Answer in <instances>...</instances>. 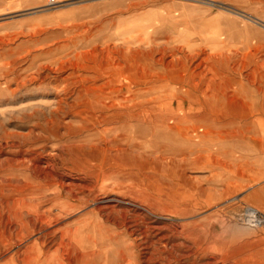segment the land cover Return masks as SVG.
<instances>
[{"label":"rangeland","instance_id":"obj_1","mask_svg":"<svg viewBox=\"0 0 264 264\" xmlns=\"http://www.w3.org/2000/svg\"><path fill=\"white\" fill-rule=\"evenodd\" d=\"M38 1L36 8L3 9L0 16V84L4 75L21 77L11 85L14 90L21 80L39 77L63 59L93 63L114 57L108 45H115L114 35L116 39L129 35L127 28L133 29L135 16L145 28L155 23L157 28L170 29V34L159 36L161 40L209 54H232L227 47L237 43L239 53L247 55L251 48L246 46L255 42L260 69L255 70L245 58L240 64H228V69L240 65L243 81L256 72L254 85L264 84V0H207L213 6L193 0H59L62 5L53 10L43 9L47 0ZM234 13L258 18L263 26ZM150 33L147 30L145 35ZM221 65L226 66L187 63L186 73L202 74ZM263 91L258 97L260 110ZM19 92L20 99L30 91L21 88ZM4 93L0 90V264H264V229L245 219L248 209L264 214V174L260 175L264 149L248 140L257 128L242 143L219 139L210 146L201 144L187 158V167L178 157L172 179L158 171L147 172L162 179L164 190L133 167H113L109 172L123 171L129 178L114 184H104L101 175L97 178L86 169L72 178L52 179L44 159L71 167L73 155L68 148L74 142L43 135L46 119L13 111ZM39 94L37 90L30 93ZM72 121L65 118L68 128ZM260 125L262 130L264 122ZM32 130L36 135L24 138ZM150 134L149 130L143 142L151 139ZM159 143L171 144L168 139ZM18 200L55 218L54 224L27 211L15 218L12 210ZM62 204L83 209L64 211ZM86 219V224L104 227L105 250L100 249L103 241L98 233L91 240L89 235L72 234Z\"/></svg>","mask_w":264,"mask_h":264},{"label":"bare ground","instance_id":"obj_2","mask_svg":"<svg viewBox=\"0 0 264 264\" xmlns=\"http://www.w3.org/2000/svg\"><path fill=\"white\" fill-rule=\"evenodd\" d=\"M193 1L214 4L207 0ZM234 14L252 24L263 23L252 16ZM133 19L135 23L130 25L133 29L127 28L129 35L124 36V39H116L118 36L114 35L112 40L116 42L115 45H108L107 51L114 55L112 58L93 63L63 59L54 62L52 68L44 69L37 78L21 80L19 88L15 90L11 85L21 77L14 79L12 75L2 76L4 82L0 84V90L5 92L7 101L15 107L13 111L31 116L41 114L46 119L43 135L67 137L74 142L68 148L69 155H73L71 167H68L70 164L52 161L50 157L44 159L46 172L52 179L72 178V174L85 172L86 169L94 171L97 178L101 175L104 184H114L119 179L129 178L123 171L109 172L113 167H133L143 172V176L153 185L156 183L161 190L164 188L162 179L151 177L147 172H159L161 176L172 179L177 173L178 157L182 159L184 167L189 166L187 158L194 155L201 144L210 146L219 139H232L236 143L255 128L258 131L249 138H264V128L261 130L260 125L261 121L264 122V113H260L264 111V103L260 110L258 101L264 84H260L261 88L254 85L256 72L246 82L243 81L240 65L228 69V64H240L241 59L245 58L256 70L259 57L255 42L246 46L251 48L244 53L247 55L239 53L237 43L227 47L231 48L232 54H209L205 49L196 51L193 50L194 46L192 48L185 44L180 47L172 40H161L159 36L170 34V29L157 28L155 23L145 28L140 17L135 16ZM138 23L141 26H137ZM147 30H152V33L145 35ZM195 62L226 66H216L218 69L211 66L209 72L188 75L186 64ZM21 88L30 92L19 99ZM35 89L41 94L33 97L30 93ZM67 116L74 120L68 125L69 128L65 123ZM149 130L151 139L143 142L149 136ZM35 135L32 130L24 138ZM161 139H168L171 144L160 145ZM260 149H264V145L260 144ZM61 167L67 168L62 172ZM33 207L18 200L12 211L15 218L23 217L27 211L45 223L50 221L48 224H54L55 218H47L36 206ZM63 207H66L64 211L83 209L70 204H64ZM253 209L250 211H258ZM86 222L87 219L82 220L77 229L71 231L72 234L89 235L91 240V235L98 233L103 241L100 249L105 250L104 227L99 223L94 225Z\"/></svg>","mask_w":264,"mask_h":264},{"label":"crops","instance_id":"obj_3","mask_svg":"<svg viewBox=\"0 0 264 264\" xmlns=\"http://www.w3.org/2000/svg\"><path fill=\"white\" fill-rule=\"evenodd\" d=\"M38 4H39V1L37 2V0H7V3L4 4L1 2V4H0V16L4 15V13L2 12L4 10L6 12H8L9 10L13 9L14 12H20V11L25 10L27 8H31V9L36 8L35 6H37ZM44 19H46V18H44ZM47 19L49 20L50 18H47ZM248 140H250V142H252L254 144H257V147H259V148H260V144L264 143V138H262V136L255 137V138L252 137V138H249ZM237 142L242 143L243 139L239 140ZM261 162H262L261 166L263 167V170H262L263 172L260 175H263L264 174V166H263L264 165V159H262ZM235 189H236V187H235ZM235 191L236 190H234V192Z\"/></svg>","mask_w":264,"mask_h":264},{"label":"built area","instance_id":"obj_4","mask_svg":"<svg viewBox=\"0 0 264 264\" xmlns=\"http://www.w3.org/2000/svg\"><path fill=\"white\" fill-rule=\"evenodd\" d=\"M62 5L59 0H47V5L43 8L45 10H53L57 9ZM252 209H248L245 219L255 228L264 229V214L259 211H250ZM255 210V209H253Z\"/></svg>","mask_w":264,"mask_h":264}]
</instances>
